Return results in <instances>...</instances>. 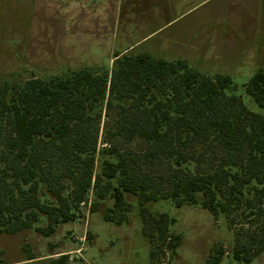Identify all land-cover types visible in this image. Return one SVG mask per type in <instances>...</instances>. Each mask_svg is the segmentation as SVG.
I'll use <instances>...</instances> for the list:
<instances>
[{
  "label": "trees",
  "instance_id": "obj_1",
  "mask_svg": "<svg viewBox=\"0 0 264 264\" xmlns=\"http://www.w3.org/2000/svg\"><path fill=\"white\" fill-rule=\"evenodd\" d=\"M131 50L116 53L110 71L83 67L20 82L0 77V237L35 230L49 238L81 219L84 206L97 213L108 200L113 205L103 219L122 225L131 211L127 196L138 199L144 230H160V246L173 253L182 236L167 233L174 221L152 216L149 202L199 204L214 219H262L264 115L248 108L229 75ZM244 92L264 111V70ZM136 143L140 154L128 151ZM198 148L204 159L194 157ZM262 242L251 253L237 239L234 259L250 264ZM36 259L29 254L24 262ZM219 263L216 256L209 264ZM37 264L70 263L61 255Z\"/></svg>",
  "mask_w": 264,
  "mask_h": 264
},
{
  "label": "rangeland",
  "instance_id": "obj_2",
  "mask_svg": "<svg viewBox=\"0 0 264 264\" xmlns=\"http://www.w3.org/2000/svg\"><path fill=\"white\" fill-rule=\"evenodd\" d=\"M127 50L183 59L210 76L229 75L248 108L264 115L244 92L251 77L264 70V0H0L1 78L48 79L83 67L110 71L114 55ZM141 147L136 143L128 151L140 154ZM194 157L204 159L203 149ZM127 201L129 221L122 225L103 219L102 211L113 205L108 200L97 213L84 206L81 219L60 225L49 238L35 230L2 234L0 264L44 263L61 255H68L70 264H209L216 256L219 264H246L233 257L237 239L250 244L251 253L264 240V216L214 219L199 204L149 202L152 216L174 221L165 226L167 233L182 236L173 253L160 246V230H144L138 199L127 196ZM152 252L158 256L152 258ZM29 254L37 259L24 262ZM250 264H264V250Z\"/></svg>",
  "mask_w": 264,
  "mask_h": 264
}]
</instances>
